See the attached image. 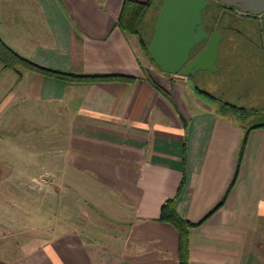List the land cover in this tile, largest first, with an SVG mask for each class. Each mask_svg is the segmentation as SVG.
<instances>
[{"label":"crops","instance_id":"1","mask_svg":"<svg viewBox=\"0 0 264 264\" xmlns=\"http://www.w3.org/2000/svg\"><path fill=\"white\" fill-rule=\"evenodd\" d=\"M122 1L0 0V40L19 56L129 78L73 82L0 63L9 72L0 121L42 117L40 170L86 213L74 226L49 220L35 247L0 246V264H177V231L160 218L166 200L180 220L199 222L186 228V264H264V126L228 117L189 78L138 60L136 36L116 24Z\"/></svg>","mask_w":264,"mask_h":264},{"label":"rangeland","instance_id":"2","mask_svg":"<svg viewBox=\"0 0 264 264\" xmlns=\"http://www.w3.org/2000/svg\"><path fill=\"white\" fill-rule=\"evenodd\" d=\"M158 2L159 0H155L154 6H157ZM153 15L154 11L149 12L143 20V25L147 27L144 38L147 43L152 34L150 25ZM138 53L140 56L138 60L142 59L149 68L158 70L147 55L141 50ZM219 66L218 72L205 71L199 77L190 79L191 83L205 93L215 96V100L212 101L214 106L228 117L247 126L264 122V96H239L236 93V86L227 85L221 62ZM7 71H0V104L2 84L8 80L9 72ZM258 87L261 89L260 85H255V88ZM224 103L243 110L238 112H232L229 108L225 110L221 106ZM32 112L33 110L31 112L25 110L22 117L16 115L19 118L16 123H13L12 112L0 121V246L6 251L15 248L27 249L42 243L51 235L49 220H60L74 226L77 221L84 218L83 216L86 217V213L85 215L83 212L78 213V207L76 210L74 198L62 195L63 188L69 187L67 185L62 187L59 182L53 183L40 170V164L44 161L42 155L45 147L44 144L35 140L39 133L34 127L38 125L36 122L42 120V117ZM8 123L11 127L5 131L2 126ZM12 127L15 128V135L11 133ZM54 128L55 126H53L52 134H56ZM20 141L22 143L29 141L31 146L25 145L23 151L18 150L14 142ZM62 230L54 228L52 234L60 233Z\"/></svg>","mask_w":264,"mask_h":264},{"label":"flooded vegetation","instance_id":"3","mask_svg":"<svg viewBox=\"0 0 264 264\" xmlns=\"http://www.w3.org/2000/svg\"><path fill=\"white\" fill-rule=\"evenodd\" d=\"M204 1L205 6L200 11L197 26L205 36L193 45L189 51L188 61L207 45L215 33L219 40L213 63L214 69L192 71L189 76L176 74L175 76L193 79L205 71L216 73L220 69L219 62H221L227 85L236 86V93L239 96H264V11L250 14L216 0ZM255 85H260L261 89L255 88ZM220 93L223 94L222 91ZM212 97L215 100L216 97ZM224 104L235 108L228 103Z\"/></svg>","mask_w":264,"mask_h":264},{"label":"water","instance_id":"4","mask_svg":"<svg viewBox=\"0 0 264 264\" xmlns=\"http://www.w3.org/2000/svg\"><path fill=\"white\" fill-rule=\"evenodd\" d=\"M216 1L250 14L264 11V0ZM204 6V0L161 1L146 46L147 53L158 70L170 75L189 76L192 71L214 69L219 40L215 33L207 45L188 61L193 45L205 36L197 26L200 11ZM194 29L197 31H193Z\"/></svg>","mask_w":264,"mask_h":264},{"label":"trees","instance_id":"5","mask_svg":"<svg viewBox=\"0 0 264 264\" xmlns=\"http://www.w3.org/2000/svg\"><path fill=\"white\" fill-rule=\"evenodd\" d=\"M162 0H159L157 6H154L153 0H147L146 2H138L135 0H123L117 16L116 24L117 27L128 34L136 36L137 43L141 51L148 56L151 61L147 50V42H145V36L147 29L143 25V20L145 16L154 11L152 18V23L150 25V31L152 33V25L154 23L157 10L160 6ZM151 37V36H150ZM0 63L5 68H14L20 66L26 70H30L39 74L53 76L68 81H100V80H120L126 81L129 78L120 76V75H76L72 73L62 72L55 69H50L38 65L26 58H23L13 52L0 40ZM154 65V64H153ZM155 66V65H154ZM156 67V66H155ZM243 110V109H240ZM253 126H264V122L254 123ZM245 136L242 139V144L240 146L239 154H241L242 145L244 143ZM222 202V201H221ZM221 202L219 204H221ZM160 218L169 222L176 229L178 234V258L177 264H186L187 263V226H195L198 223H186L180 220L171 209V200H166L162 203L160 207ZM201 222V221H200Z\"/></svg>","mask_w":264,"mask_h":264}]
</instances>
